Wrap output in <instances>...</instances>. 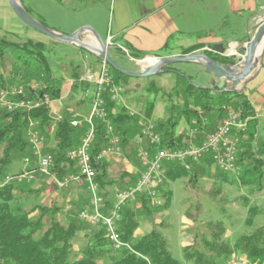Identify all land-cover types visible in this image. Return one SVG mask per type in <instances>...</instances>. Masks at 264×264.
<instances>
[{"label": "trees", "instance_id": "obj_1", "mask_svg": "<svg viewBox=\"0 0 264 264\" xmlns=\"http://www.w3.org/2000/svg\"><path fill=\"white\" fill-rule=\"evenodd\" d=\"M26 12L28 13L27 10ZM38 21L46 26L44 22ZM200 47L201 45L197 43L183 52L191 53ZM47 54L48 48L42 41L28 39L17 43L0 39V65L5 57L12 59L7 77L0 74V89L16 84L25 88L31 96L41 98L47 95L48 98V102L42 99L39 107L27 112H0V180L11 172V164L14 160L31 155L26 138L30 120L38 121L41 134L46 140L48 136L52 137L49 146L45 142L44 152L53 158L51 172L55 174L56 179L62 180L78 172L77 165L68 158L67 153L79 142L85 125L72 126L69 122L71 112L68 113L66 108H63L61 117L54 119L51 116L49 102L62 98V89L60 81L52 74V66ZM205 54L222 64L234 63L232 58L219 57L214 51ZM95 59L100 58L96 56ZM168 68L169 66L163 67V69ZM76 71L78 70L75 68L72 71L74 81L67 95L68 98H74L78 90L82 92L88 86L87 83L80 82L79 72ZM171 72L181 77L183 81L174 84L173 92L176 95L185 94L195 108L190 110L187 104L177 116H170L165 122L155 123V131L161 135V145L167 148L184 147L189 141V136H185V133L177 137L174 133V127L181 117L186 119L189 130L197 127L207 134L225 118L230 109H233L238 117L248 120L246 130L240 134L236 154L240 171L236 175L225 174L217 167L216 169L226 181L225 176L233 175L242 185H253L257 189H262L260 179L264 176V162L261 155L264 154V142L259 141L258 121L244 91L221 92L215 87L213 89L216 91L196 87L179 70L172 68ZM110 74L115 83L122 87H126L131 79L112 67ZM31 85L35 88L31 89ZM147 87L154 96L161 93L160 88L152 83ZM104 98L107 108L106 121L114 125L120 137L123 156L132 160L137 155L134 138L141 129L143 120L137 115L131 116L126 108L110 101L108 96L104 95ZM81 102H84V99ZM147 105L144 113L146 118H149L154 105L153 102H148ZM199 111L205 120L200 118ZM193 121L195 124H192ZM105 126V121L95 120L96 139L91 148L93 155L106 144ZM202 135L204 134H199L200 137L197 136L196 140L202 139ZM201 162L214 165L209 156L202 158ZM200 163H193L188 170L178 163H171L166 167L164 172L166 180L159 187L163 198V203L159 207L154 208L149 205L145 192L122 207L117 230L127 247L117 250L111 247L103 228L87 225L77 218L78 212L87 204L88 195L83 188L76 189L81 193V198L73 199L72 205H75L77 214L69 218L66 217L67 213L59 200H53L48 204L29 202L31 196L32 198L39 196L40 190L32 188L34 181L15 182L2 186L0 188V264H229L232 257L239 256H243L248 264H264V225L240 235L230 244L223 238L225 234L223 222L219 220L214 223L208 222L202 230L196 231L191 243L183 246V261L172 256L169 242L161 233L162 228L168 227L163 221L153 224L142 235L135 234L140 217L146 215L157 219L160 209L169 208L170 191L165 189L167 182L186 177L190 182H195L200 176L197 167ZM94 164L97 171L95 179L104 196L107 212L113 204V189L115 187L125 189L133 185L138 178V172L131 175L123 171L113 177L108 172L109 162L100 161ZM137 164L139 170V161ZM51 183L54 189H63L56 182L51 181ZM200 207L198 202L189 203L188 208H192L193 211L187 210L185 217L196 223ZM248 214L252 217L247 219V225L255 217L254 207L248 209ZM79 234L85 237L86 242L75 249L74 240Z\"/></svg>", "mask_w": 264, "mask_h": 264}, {"label": "rangeland", "instance_id": "obj_2", "mask_svg": "<svg viewBox=\"0 0 264 264\" xmlns=\"http://www.w3.org/2000/svg\"><path fill=\"white\" fill-rule=\"evenodd\" d=\"M108 2L107 0H21L23 8L28 11V14L37 22L38 20L44 22L48 28L55 26L65 31L69 26L77 23H85L84 25L96 30L99 36L103 38L106 36L105 33L111 15L108 11ZM257 2L259 5H264V0H258ZM2 27L3 25L0 19V29ZM3 30L0 31V39L18 43L28 39L38 41L33 38L36 37L45 41L44 43L48 48L47 55L50 59V66H52V74L60 81L62 89L61 94L65 97L67 95H65V93L69 89L72 80V71L74 68L81 73L84 61L91 62V59L94 58L89 52L80 50V52L83 53V58H81L80 52L76 50V48L68 44H53L48 37L27 26H25V33L27 34L24 36L5 31V29ZM252 36L253 31L243 42L248 38L250 39ZM262 44V51L257 52L253 57L254 70L264 65V39ZM108 50L113 59L122 68L129 71H134L137 68V64L131 60L127 54L119 52L114 47H110ZM211 50L212 49L209 51ZM11 63L12 59L8 56L5 57L0 65L1 75L7 77L8 71L11 68ZM168 66L169 69L173 67L179 69L180 72L184 74L183 76L187 77L194 86L206 89L211 88V76L205 72L203 67L199 68L194 62H175L168 64ZM254 70L252 74L247 77V80H250L251 76L254 75ZM177 81L183 82L181 77L176 76L170 71L155 74L153 77L140 79L131 78L125 90V106L138 112L140 119H150L154 123L165 122L170 116H177L178 112L187 104L190 110H193L195 105L191 103V100L186 98L185 94L176 95L173 92L172 87ZM150 83L159 87L161 93L154 96L152 91L147 87ZM12 86L17 85L12 84ZM238 90L244 91L243 88ZM73 97L74 98L67 97V99L65 98L66 100L60 98L51 101L49 103L50 109L62 106L70 113L71 108H69V105L73 107L77 99H82L81 91L78 90ZM148 102H153L154 107L150 117L146 118L144 112L148 106ZM76 108V112L82 117L88 116L90 113L89 104L85 100L82 107ZM229 111L234 110L230 109ZM58 112L61 117L62 112L60 110ZM185 129H187V121L185 118L181 117L178 124L174 127V133L182 135ZM256 133L258 134V131ZM261 133L264 135V128L261 130ZM51 140L52 137L48 136L46 140L47 146L51 144ZM135 158L131 160V158L124 157L109 162L108 172L110 176L115 177L119 172L123 171L132 175L136 172V169H138L137 166L139 165L137 164V155ZM261 159L264 162V154L261 155ZM22 160L21 158L14 160L11 164V172L20 170ZM197 167H199L200 176L195 182H190L188 177L167 182V187H165V189L170 191L169 208L167 210L160 209L157 219H152L150 216L146 215L140 217L139 226L135 231L136 235H142L145 231L149 230L153 224L159 221L166 223L168 227L162 228L161 233H163L169 242L172 256L179 261H183V246L191 243L194 235L197 233L196 231L202 230L204 225L208 222L214 223L218 220L222 221L225 231L223 238L230 244L240 235H245L251 232L252 229L264 225V176L260 179V186L262 189H257V187L253 185L240 184L233 175L225 176L227 181L224 180L221 178V174L216 169L215 164L206 165L201 162ZM216 175H218V177H216ZM32 188L40 190L38 193L39 196L36 198H32L31 196L29 202L48 204L53 200H59L62 208H64L67 213L66 217H74L73 215L76 213L77 209L75 205H72L73 200L70 199L71 197L68 198V195L73 197V194H76V199L79 197L81 198V193H78L76 189L70 186L65 189L56 190L52 187L49 177L45 175H37L32 183ZM195 202H198L201 206L196 223L185 217V212L187 210L193 211L192 208H188L189 203L192 204ZM69 206H71V209H69ZM253 207L255 217L253 216L252 222L247 225V219L252 217L251 215L249 216L248 209ZM78 236L79 237L74 240L75 249H77L80 244L86 242L82 234Z\"/></svg>", "mask_w": 264, "mask_h": 264}, {"label": "built area", "instance_id": "obj_3", "mask_svg": "<svg viewBox=\"0 0 264 264\" xmlns=\"http://www.w3.org/2000/svg\"><path fill=\"white\" fill-rule=\"evenodd\" d=\"M105 43L110 48L113 45L112 36L108 37ZM83 65V72L79 79L80 82H85L88 86L81 92V100L84 99L88 102L90 113L88 116L82 117L77 112L71 111L70 124L74 127H84L85 125V129L77 145L67 153L68 158L77 165L78 172L62 180L56 179L55 174L51 172L53 158L44 152L46 137L41 134L38 121L30 120L26 138L31 155L23 158L21 170L9 172L1 178L0 188L15 182H32L37 175L48 176L49 180L56 182L63 189L72 184L77 188H83L88 199L84 209L78 212V219L87 225L103 228L111 247L117 250L127 247L117 230L120 210L127 202L144 192L147 194L149 205L154 208L159 207L163 203L159 187L166 180L164 172L169 164L178 163L188 170L193 163H200L202 158L209 156L222 173L238 175L240 167L236 154L240 134L246 130L247 120L238 117L234 111H228L225 118L210 133L205 134L197 127L190 129L188 131L189 141L184 147L167 148L162 146L161 135L155 131V123L150 119H143L141 129L134 138L140 163V169L136 170L138 178L133 185L125 189L117 187L113 189V204L106 212L105 199L95 179L97 171L94 163L111 162L124 158V156L120 137L117 135L114 125L106 121L107 108L104 95L118 106L126 108L131 116H139V113L125 106L126 87L115 83L108 64L99 59L96 62L84 61ZM73 81L70 82L67 94ZM34 88L35 86L31 85V89ZM42 99L48 102L47 95L41 98L31 96L21 86L0 89V112H27L39 107ZM198 113L200 118L205 120L202 113L200 111ZM98 119L106 122L104 133L107 141L99 149V152L93 155L91 148L96 139L95 120ZM192 124L195 122L193 121ZM199 134L204 135L197 141L196 138ZM229 264L247 263L243 256H239L232 257Z\"/></svg>", "mask_w": 264, "mask_h": 264}, {"label": "crops", "instance_id": "obj_4", "mask_svg": "<svg viewBox=\"0 0 264 264\" xmlns=\"http://www.w3.org/2000/svg\"><path fill=\"white\" fill-rule=\"evenodd\" d=\"M107 1H109L108 11L111 15L105 33L106 36L105 38L101 37L105 41L108 37L112 36L113 45L111 47L127 54L137 64V68L134 71L139 70L140 64L137 63L139 59L146 58L147 62H149L153 57H168V55H182L196 52L205 53L209 52L210 49L215 52L213 48L215 44L228 46L227 52L236 53L243 46V40L254 31L253 28H255L256 23L264 18V5H259L258 0ZM19 2L23 8L21 0ZM0 16L4 27L0 31L5 29V31L19 36L27 34L25 33V26L27 25L22 24L18 20L8 6L7 0H0ZM84 24H74L67 27L65 31L55 26L49 28L67 35L76 31ZM33 38L45 42L43 39ZM81 38L94 45L97 43L94 36L90 33L81 34ZM50 42H53V44L60 43L55 40H51ZM197 43L201 47L196 52H183ZM67 44L76 48L79 52L80 50H84L74 44ZM165 45L167 46L163 48ZM90 54L93 55L92 53ZM217 54L219 57H228L219 53ZM80 57L83 58V53L81 52ZM93 57L91 61L96 62L94 55ZM194 64L202 68L198 62ZM82 72H79L80 76ZM253 73L254 75L251 76L250 80L245 78L240 81L238 89L243 88L248 100L252 103L258 121L259 141L264 142V135L261 133V130L264 128V65L259 66ZM67 95L66 97L62 96V99H67ZM82 106L83 102H81V99H77L75 105L73 107L69 105V108H71V111L76 112L75 108ZM59 110L63 112V107L58 106L55 109H51L52 113L56 114L55 118L53 117L54 119L60 117ZM188 131L189 127L187 125V129L184 132L185 136H188ZM177 135L180 134L176 133V137ZM22 168L21 166L20 170ZM70 186L77 189L73 184ZM68 198L73 200L77 196L76 194H73V197L68 195Z\"/></svg>", "mask_w": 264, "mask_h": 264}, {"label": "water", "instance_id": "obj_5", "mask_svg": "<svg viewBox=\"0 0 264 264\" xmlns=\"http://www.w3.org/2000/svg\"><path fill=\"white\" fill-rule=\"evenodd\" d=\"M8 6L13 11L18 20L27 25L29 28L36 32H40L51 40L67 44L71 43L78 46L81 49L87 50L92 53L95 57H99L110 67L114 68L117 72L122 75H127L128 77L140 79L145 77H153L155 74L161 72L172 71V69H163V67L168 66L170 63L175 62H198L204 68L205 72L211 76V88L216 87L220 89L221 92L238 90L240 81L247 78L252 74L254 70V59L256 44L259 40L264 39V18L256 23L253 31V36L247 39L243 46L239 48L236 53L227 52L228 46H223L222 44L213 45L215 52L233 57L234 63L222 64L217 60L212 59L205 53H193V54H182V55H168V57H153L151 61L147 62L146 58L139 59L137 63L140 64L138 71H129L122 68L117 62L112 58L109 53L108 46L96 30H93L87 25H82L76 31L64 35L54 29H50L44 24L34 20L24 8L21 7L19 0H7ZM264 16V15H263ZM90 33L94 36L97 43H89L81 38V34ZM263 47V46H262ZM262 51V48L261 50ZM147 62V63H146ZM216 91L215 89H213ZM55 118L56 114H51Z\"/></svg>", "mask_w": 264, "mask_h": 264}, {"label": "bare ground", "instance_id": "obj_6", "mask_svg": "<svg viewBox=\"0 0 264 264\" xmlns=\"http://www.w3.org/2000/svg\"><path fill=\"white\" fill-rule=\"evenodd\" d=\"M257 46H256V50H255V53H257V52H259L260 50H261V48H262V46H263V44H262V40H259L258 42H257V44H256Z\"/></svg>", "mask_w": 264, "mask_h": 264}, {"label": "flooded vegetation", "instance_id": "obj_7", "mask_svg": "<svg viewBox=\"0 0 264 264\" xmlns=\"http://www.w3.org/2000/svg\"><path fill=\"white\" fill-rule=\"evenodd\" d=\"M230 58V57H229ZM233 59V57H231Z\"/></svg>", "mask_w": 264, "mask_h": 264}]
</instances>
